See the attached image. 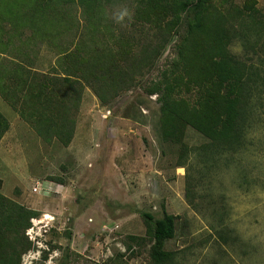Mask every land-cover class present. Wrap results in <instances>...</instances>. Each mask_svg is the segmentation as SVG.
<instances>
[{
  "label": "rangeland",
  "instance_id": "obj_1",
  "mask_svg": "<svg viewBox=\"0 0 264 264\" xmlns=\"http://www.w3.org/2000/svg\"><path fill=\"white\" fill-rule=\"evenodd\" d=\"M255 1L264 22V2ZM210 2L230 11L245 0ZM128 6L123 1L115 11L107 9L100 19L102 37L95 40L111 44L125 34L133 40L161 39L164 46L158 58L136 70L134 85L105 105L83 85L68 145L38 137L0 97V113L9 123L0 141V194L36 212L35 221L53 218L44 227L30 225L33 243L27 230L18 236L19 264H152L151 236L140 215L160 219L164 212L176 218L175 236L164 248L178 252L175 264H264V92L254 101L242 148L216 167L208 168L196 154L185 169L178 167L179 147L162 140L160 106L147 90L171 67L185 28L182 23L152 31L132 27V12L122 15ZM67 19L73 21L72 15ZM242 34L245 39L236 38L231 53L264 76V30L242 29ZM58 59L56 45L44 42L34 70L60 71ZM184 142L190 148L208 143L191 128L184 129ZM186 174L196 180L194 194H186ZM40 181L51 183L52 190L34 193ZM219 225L231 238L227 244L213 231Z\"/></svg>",
  "mask_w": 264,
  "mask_h": 264
},
{
  "label": "trees",
  "instance_id": "obj_2",
  "mask_svg": "<svg viewBox=\"0 0 264 264\" xmlns=\"http://www.w3.org/2000/svg\"><path fill=\"white\" fill-rule=\"evenodd\" d=\"M123 1L129 2L126 10L133 14L132 27L147 26L152 31L183 24L185 32L171 67L147 91L157 96L162 140L179 147L178 167L185 169L194 154L208 168L218 166L228 153L242 148L255 112L254 101L260 102L264 92L261 71L230 51L236 38L245 39L242 29L264 30L255 0H245L242 8L230 11L224 3L218 4L222 10L216 9L210 0H0L1 99L38 137L68 145L83 85L105 105L120 91L130 89L136 70L149 58H158L164 46L161 39L133 40L125 34L111 44L95 40L102 37L100 19L107 9L115 11ZM70 15L73 21H68ZM44 42L56 45L60 71L53 68L42 74L34 70ZM106 76L110 81H104ZM185 128L208 143L188 147ZM8 130L9 123L0 113V141ZM185 178L186 194H194L196 180L187 174ZM189 206L196 209L191 201ZM36 217V212L0 194V243L11 237L4 244L6 253L0 264H19L18 236ZM140 217L151 236L150 262L175 264L178 252L164 248L175 236L176 218L165 212L160 219L146 213ZM216 229L217 239L227 244L231 238L222 231L225 228Z\"/></svg>",
  "mask_w": 264,
  "mask_h": 264
},
{
  "label": "built area",
  "instance_id": "obj_3",
  "mask_svg": "<svg viewBox=\"0 0 264 264\" xmlns=\"http://www.w3.org/2000/svg\"><path fill=\"white\" fill-rule=\"evenodd\" d=\"M51 183L48 182H38L36 183L35 187L33 188V192L34 193H47L50 192L52 190L51 188ZM53 221V218L51 216L48 217H44V222H40V221H35V220H31V225L34 227L35 222L42 224V227L46 226L47 224H49L50 222ZM39 224V225H40ZM116 229V228H115ZM33 229H27L25 235L26 237L29 239V241H31L32 243L34 242V240L36 239V235L32 232ZM36 244H38V242H36Z\"/></svg>",
  "mask_w": 264,
  "mask_h": 264
},
{
  "label": "clouds",
  "instance_id": "obj_4",
  "mask_svg": "<svg viewBox=\"0 0 264 264\" xmlns=\"http://www.w3.org/2000/svg\"><path fill=\"white\" fill-rule=\"evenodd\" d=\"M122 15H127V10H124Z\"/></svg>",
  "mask_w": 264,
  "mask_h": 264
}]
</instances>
